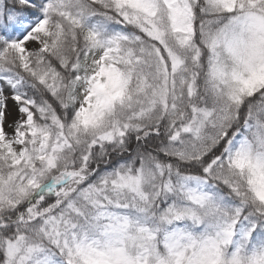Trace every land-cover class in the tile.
Here are the masks:
<instances>
[{
    "label": "snow or ice",
    "instance_id": "obj_1",
    "mask_svg": "<svg viewBox=\"0 0 264 264\" xmlns=\"http://www.w3.org/2000/svg\"><path fill=\"white\" fill-rule=\"evenodd\" d=\"M0 264H264V0H0Z\"/></svg>",
    "mask_w": 264,
    "mask_h": 264
}]
</instances>
